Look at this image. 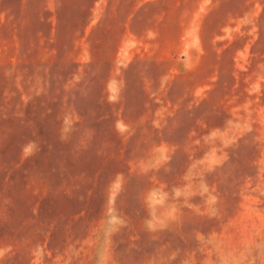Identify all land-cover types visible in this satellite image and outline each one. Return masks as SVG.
<instances>
[{
	"label": "rangeland",
	"instance_id": "rangeland-1",
	"mask_svg": "<svg viewBox=\"0 0 264 264\" xmlns=\"http://www.w3.org/2000/svg\"><path fill=\"white\" fill-rule=\"evenodd\" d=\"M0 264H264V0H0Z\"/></svg>",
	"mask_w": 264,
	"mask_h": 264
}]
</instances>
